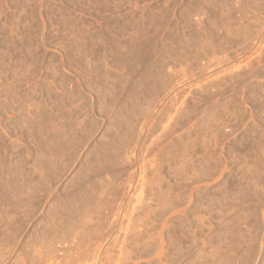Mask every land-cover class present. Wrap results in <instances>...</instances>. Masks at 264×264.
I'll list each match as a JSON object with an SVG mask.
<instances>
[{
  "label": "rangeland",
  "instance_id": "rangeland-1",
  "mask_svg": "<svg viewBox=\"0 0 264 264\" xmlns=\"http://www.w3.org/2000/svg\"><path fill=\"white\" fill-rule=\"evenodd\" d=\"M0 264H264V0H0Z\"/></svg>",
  "mask_w": 264,
  "mask_h": 264
}]
</instances>
